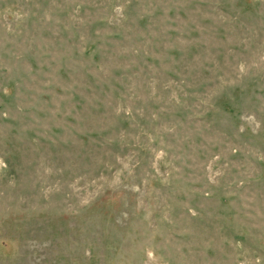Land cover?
I'll return each mask as SVG.
<instances>
[{"label": "rangeland", "instance_id": "1", "mask_svg": "<svg viewBox=\"0 0 264 264\" xmlns=\"http://www.w3.org/2000/svg\"><path fill=\"white\" fill-rule=\"evenodd\" d=\"M0 264H264V0H0Z\"/></svg>", "mask_w": 264, "mask_h": 264}]
</instances>
